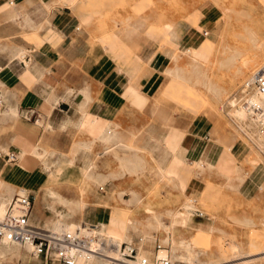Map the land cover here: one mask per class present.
Here are the masks:
<instances>
[{"label": "crops", "instance_id": "1", "mask_svg": "<svg viewBox=\"0 0 264 264\" xmlns=\"http://www.w3.org/2000/svg\"><path fill=\"white\" fill-rule=\"evenodd\" d=\"M80 4L79 0H0V95L3 101L0 107V185L5 182L13 191L24 187L31 196L38 191L47 175L36 167L41 166L38 159L28 154L34 153L39 145L43 148L40 152L48 151L50 160L54 161L60 159L55 150L71 149L74 157L84 159V167L95 166L91 161L94 151L105 150V146L112 150L121 147L125 154L117 157V170L108 171L107 175L104 169L102 173H93L98 180L124 181L126 175L144 171L145 161L140 153L145 152L146 160L156 161L160 176L183 191L172 187L169 196L172 209L165 210L170 211V224L166 225L161 215L148 210L151 216L145 227L170 231L176 224L186 225L193 218L198 229L205 228L207 224L202 222L208 223L209 219L194 211L190 199L184 204V212L174 216L172 211L196 186L195 180L188 176L190 164L199 168V160L206 159L218 166L216 163L225 152L224 147L211 141L214 127L206 119L178 116L155 102L164 84L160 74L165 71L168 59H176L174 52L161 49H167L170 44L174 49H185L190 55L193 51L187 50L189 48L197 50L198 54L205 53L197 48L203 42L202 36L213 31L217 11L204 3L188 14L187 21L170 19L169 14L160 22L154 17L148 22L133 21L121 36L126 46L135 42L141 44L139 64L132 65L122 62L115 54L120 49L105 47L101 41L91 42L93 33L90 26L83 24L88 17L81 12ZM192 18L198 19L196 27L188 24ZM198 28L203 30L202 34ZM141 38L146 39L144 44ZM189 58L190 70L175 67L166 69V73L186 83L192 81L193 87L195 68L193 58ZM145 64L152 71L151 76L141 73ZM233 149L230 148L229 153L235 159ZM11 152L28 156L30 167H22L25 162L19 165L18 157L15 163H7L5 156ZM101 166L104 168L106 164L103 162ZM48 190L47 198L76 211L82 209L79 202L68 201L50 188L56 193L53 197ZM240 192L244 201L253 198L247 189ZM17 194L2 192L4 197L0 199L4 201ZM130 194L131 203L138 200L136 192ZM91 200L98 206L96 202L103 199L92 197ZM90 211L96 215L105 213L99 206ZM114 214L113 210L107 221ZM31 221L34 222L32 214ZM63 223L75 229L65 220ZM114 224L124 229L129 238L130 233L138 231L129 233L126 227L117 223L111 225ZM169 240L168 236L163 243L169 244ZM171 244L174 245V241ZM182 244L191 245L183 240L178 242Z\"/></svg>", "mask_w": 264, "mask_h": 264}, {"label": "rangeland", "instance_id": "2", "mask_svg": "<svg viewBox=\"0 0 264 264\" xmlns=\"http://www.w3.org/2000/svg\"><path fill=\"white\" fill-rule=\"evenodd\" d=\"M79 2L81 12L88 17L83 24L90 26L89 30L93 33L91 42L101 41L105 47L120 49L115 54L122 62L132 65L139 64L137 58L141 44L135 42L132 47L126 46L122 43L121 36L133 21L148 22L154 17L160 22L167 14L170 19L187 21L188 14L204 3H209L217 11L213 31L207 32L205 37L202 36L203 42L197 48L203 49L205 53L198 54L197 50L189 48L187 50L193 51L190 55L185 49H174L170 44L167 49H161L176 55L174 61L168 59L166 69L181 67L186 71L190 70L188 64L191 56L196 81L192 87V81L186 83L175 76H169L165 69L160 74L164 78V84L155 104L178 116L206 119L214 127L211 141L223 145L225 152L216 163L218 166L212 165L206 159L199 160V168L194 163L190 164L191 174L188 176L195 180L196 186L190 196L187 195L183 201L175 204L172 211L174 216L184 212V204L190 199L189 204L193 205L194 211H200L209 219L208 223L202 222L207 226L198 229L192 218L186 225L179 223L173 230L165 231L145 227L147 218L151 216L148 210L161 215L166 225L170 224V211L165 210L172 209L169 198L172 187L183 191L160 176L156 161L146 160L145 152L140 153L141 159L145 161L144 171L126 175L123 177L124 181L98 180L93 173H102L104 169L107 175L117 170V157L125 154L121 147L112 150L109 149L110 146H105V150L94 151L91 161L95 166L84 167V159L74 157L71 149L55 150L60 159L54 161L50 160L48 151L40 152L43 148L39 145L38 149H34V153L28 156L38 159L41 166L36 167L44 171L47 179L33 194V223L47 230V227H51L53 222L60 219L58 217L64 215V220L75 229L88 226L107 240V229L118 226L111 225L112 223L126 227L129 233L138 229L137 232L130 233V239L127 235L124 242L132 243L138 249L139 257L149 260L158 253L162 257L166 256L173 264H264V142L260 141L256 126L251 125L252 119L240 116L241 108L232 107V97L244 80L258 69L264 68V0ZM197 20L189 19L188 24L196 27ZM197 30L202 34L203 30ZM141 40L142 44L146 41L144 38ZM142 67V74L152 75L147 64ZM18 121L21 123V118ZM230 148H234L235 159L229 153ZM102 152L107 153L100 157L99 153ZM21 155L17 154L19 165L25 162L21 166L30 167L27 163L28 156ZM103 162L106 164L104 168L101 166ZM50 188L68 201L79 202L82 209L76 211L47 198L45 193ZM246 189L253 194V198L248 201L239 196L240 191ZM132 191L137 193L138 200L131 203L129 199ZM2 192H12L13 196L14 192L25 195L29 190L22 187L13 191L11 186L1 182L0 196L4 197ZM92 197L103 199L96 204L105 213L96 215L90 211L91 208L98 207L92 204ZM10 199L3 206V214ZM40 202L44 204L40 205ZM113 210L115 214L107 221ZM193 215L194 213L192 217ZM98 222L100 224L95 225ZM146 236L150 239L143 238ZM168 236L170 242L164 244L163 239ZM181 240L191 245H178ZM171 241L175 244H171ZM188 250L192 252V261H187ZM19 253L0 254V264H39L31 256V247L28 250L26 245L20 246ZM91 264L99 263L92 261Z\"/></svg>", "mask_w": 264, "mask_h": 264}, {"label": "built area", "instance_id": "3", "mask_svg": "<svg viewBox=\"0 0 264 264\" xmlns=\"http://www.w3.org/2000/svg\"><path fill=\"white\" fill-rule=\"evenodd\" d=\"M232 99V107L241 108L254 120L258 136L264 141V68L245 79ZM2 104L0 95V107ZM5 158L7 163H15L17 154L11 152ZM33 205L34 198L29 194L12 197L0 219V244L30 245L31 256L39 264H91L94 258L118 264H173L158 253L152 260L141 258L132 243L117 246L103 236L84 234L79 228L72 232L45 230L31 221Z\"/></svg>", "mask_w": 264, "mask_h": 264}, {"label": "bare ground", "instance_id": "4", "mask_svg": "<svg viewBox=\"0 0 264 264\" xmlns=\"http://www.w3.org/2000/svg\"><path fill=\"white\" fill-rule=\"evenodd\" d=\"M259 70V69H258ZM257 70V71H258ZM260 99L259 98H255V101H259ZM240 116H246V119H250V117L247 116L246 112L244 110H242V112L240 113ZM255 125L254 123V120H252V123L251 125ZM260 141H263L261 138H260ZM264 142V141H263ZM31 150V148H30ZM27 154V153H26ZM49 191V194L51 196L54 197V195L56 194L55 192H53L52 190H48ZM11 200V199H10ZM8 202V199L2 201L0 199V219L1 217L3 216V206L5 204V202ZM6 211V210H5ZM5 213V212H4ZM59 215V214H58ZM62 215V214H61ZM58 217V216H57ZM62 217V218H61ZM61 217H58L60 219H58L57 221L55 222H51L52 225L51 227H47L49 231H56V232H60V231H69V232H72L73 228L67 226L66 224L63 223V216ZM56 218V217H55ZM48 225V224H47ZM46 226V225H45ZM77 229V228H76ZM80 231L84 234H87V235H90L91 237H95V235H97V233H95L92 228L88 227V226H83L81 227ZM107 235H108V239L110 242H112L113 244L119 246L121 243H124V241L127 239V234H125V230L120 228L119 226H116L115 228H110V229H107L106 231ZM129 238V237H128ZM130 239V238H129ZM5 245V246H4ZM31 246L30 245H26V248L29 250ZM19 248L20 246L18 245H15V244H10V243H2L0 244V254H12V255H18L20 254L19 253ZM187 250V249H186ZM187 252H189V258L187 259V261L191 260L192 258V254H190V250H188ZM192 253V252H191ZM191 255V257H190ZM112 256V255H111ZM193 260V259H192ZM191 260V261H192ZM93 262H96V263H99V264H118V263H111L110 261H108V259H99V258H94L93 259Z\"/></svg>", "mask_w": 264, "mask_h": 264}]
</instances>
